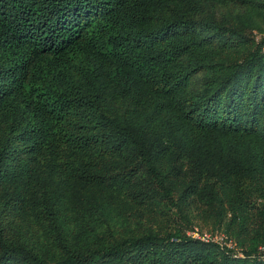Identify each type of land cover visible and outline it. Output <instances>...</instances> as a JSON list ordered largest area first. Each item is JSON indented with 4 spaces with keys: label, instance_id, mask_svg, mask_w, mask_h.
<instances>
[{
    "label": "trees",
    "instance_id": "1",
    "mask_svg": "<svg viewBox=\"0 0 264 264\" xmlns=\"http://www.w3.org/2000/svg\"><path fill=\"white\" fill-rule=\"evenodd\" d=\"M0 264H264V0H0Z\"/></svg>",
    "mask_w": 264,
    "mask_h": 264
},
{
    "label": "rangeland",
    "instance_id": "2",
    "mask_svg": "<svg viewBox=\"0 0 264 264\" xmlns=\"http://www.w3.org/2000/svg\"><path fill=\"white\" fill-rule=\"evenodd\" d=\"M261 35H263L262 33L258 32V31H255V37L257 39H260L261 38ZM204 219H197L194 224L192 225V227L188 230V234L189 232H191L193 229H199L203 232H206V233H211V234H222L225 236L226 240L229 241V245L227 246L228 248H232L234 250H236L237 252H240L241 254H238V255H243V247H241V245L238 244V241H236L237 239L231 235L229 232L226 231L225 228H221V229H216L214 228L210 221H208V223L206 224V221H203Z\"/></svg>",
    "mask_w": 264,
    "mask_h": 264
},
{
    "label": "built area",
    "instance_id": "3",
    "mask_svg": "<svg viewBox=\"0 0 264 264\" xmlns=\"http://www.w3.org/2000/svg\"><path fill=\"white\" fill-rule=\"evenodd\" d=\"M189 235L193 238L200 239L205 242H215L222 246L227 247L229 245V241L226 240L225 236L222 234H211L203 232L199 229H193L191 232H189Z\"/></svg>",
    "mask_w": 264,
    "mask_h": 264
}]
</instances>
